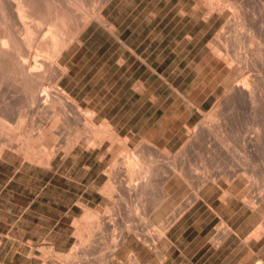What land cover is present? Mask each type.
<instances>
[{
    "label": "rangeland",
    "instance_id": "374dc122",
    "mask_svg": "<svg viewBox=\"0 0 264 264\" xmlns=\"http://www.w3.org/2000/svg\"><path fill=\"white\" fill-rule=\"evenodd\" d=\"M197 1L113 0L108 6L106 14L118 27L121 39L134 47L157 74L96 24L84 34L82 47L75 45L65 55L63 63H68L70 73L62 85L78 101L81 111L94 112L91 127L113 130L117 135L114 142L105 140L103 149L75 148L65 157L62 147L72 134L61 119L56 123L58 129L45 139H39L36 129L29 125L34 115L28 109L24 111L27 116L20 119L16 114L3 119L0 130L4 137L21 122L20 129L14 131L11 139H4L6 142L20 143L27 134L28 141L34 143L32 146L48 149L56 142L61 148L49 168L23 163L16 156L0 160V264H103L105 261L132 264L125 256L130 249L137 253L141 264L264 263V235L258 241L245 240L264 224V206L252 210L246 204L248 200L255 201L264 190L261 175L256 172L257 176L251 175L253 165L264 172V138L256 151L246 145L252 123L248 106L242 100L239 104L227 103L218 111V123L222 126L219 133L205 134L192 144L186 143L189 132L204 119V114L224 98L226 85L244 71L236 59L232 69L224 61L214 60L207 46L225 19L231 25L233 20L238 23L231 19L232 12L205 21L204 12L196 9ZM238 34L243 45L237 51L246 54L249 44L244 40L246 28H241ZM120 56L126 60L123 65H118ZM138 81L144 83L141 88L136 84ZM50 118V114L34 116L36 122H51L53 118ZM86 133L91 137L90 131L82 135L86 137ZM125 149L132 152L130 168L121 161L129 153L123 155ZM114 155L119 160L115 168L122 167L118 177L123 185L131 181V169L138 170L148 158L153 159L155 170L146 195L137 198L118 188L111 199L99 193L109 179L110 159ZM174 156L181 158L177 163L186 165L190 172L210 176L200 189L201 199L183 209L168 233L170 241L157 244L160 255L135 242L114 252L121 229L135 223L133 226L138 224L154 232L161 220L170 221L171 214L190 199L195 181L184 182L176 174L171 175L169 160ZM229 173L237 177L230 181ZM165 175L171 178L163 184ZM158 183L168 192L160 206L153 204L157 202L156 195L159 197ZM151 204L159 207L151 209ZM84 207L98 216L111 217L113 226L91 231L87 224L92 219L84 222ZM221 222L231 230L225 239L215 238L219 237L217 229ZM87 234L94 242L82 244Z\"/></svg>",
    "mask_w": 264,
    "mask_h": 264
},
{
    "label": "bare ground",
    "instance_id": "6f19581e",
    "mask_svg": "<svg viewBox=\"0 0 264 264\" xmlns=\"http://www.w3.org/2000/svg\"><path fill=\"white\" fill-rule=\"evenodd\" d=\"M112 1L113 0H0V129L2 128L3 119L10 117L12 114H16L20 119L27 116L28 113L26 114L25 110L28 109L29 114L35 117L39 118L46 114H50L51 118H53L52 120L51 118L49 119L51 122H36L34 116L30 118L31 121L29 125L36 129L35 135L38 136L39 139H45L58 129L56 128L59 127L56 125L58 119L62 120L60 122H63L64 125H62L67 128V131H71L70 134L72 135H67L69 137L65 141V146L62 147V152L65 157L72 154L75 148H79L82 151L92 149L100 150L105 147V140L107 141L108 139L114 142L113 139L116 138L117 135L113 130L103 131L91 127V121L95 115L94 112L90 109L81 111L82 109L78 101L72 96L71 92L62 85L63 80L70 73V67L68 63H63V59L65 55L74 48L73 46L83 45V36L92 24H96L98 27L104 29L115 42H121V44H123L135 58L137 57L146 68L151 69L157 74V70L153 68L146 59L139 55L134 47L132 48V46H129L128 43L121 39L118 27L110 21L109 16L106 14L108 6ZM196 7V9H200V11L202 10L204 12L203 18H205V21H209L214 15L220 18L224 16L226 12H232L231 19H236L238 23L236 24L235 20H233L234 24L231 25L230 20L225 19L222 25L219 26L215 36L213 38L211 37L212 40L210 39L207 46L210 52L215 56H213L214 60L216 58V60L224 61L227 67L232 69L234 67L233 62L236 59L241 63V68L243 67L244 71L237 80H234V82L230 81L226 85L224 98H218L219 100H217L212 107V111L204 114V119L189 132V140L186 141V143L192 144L194 141H197L199 136L202 137L205 134L208 136L212 133H219L220 127L222 128V126L218 123V111L222 110L221 108L226 106L227 103L232 102V104H239L242 100L243 103L248 106L247 109H249L248 111L250 113L248 117L249 119L251 117L252 120L251 131H248L249 134L246 140H244L246 145L251 146V148L256 151L260 148L259 145L264 138V0H198ZM230 15H228V17ZM212 19H214V17ZM238 25L239 27L237 28ZM241 28H246L247 38L243 39L247 40L249 43L247 53H241L242 55L237 51V48L239 49V46L243 45L242 36L240 37L238 34ZM242 48L243 47L240 49ZM125 62L126 60L124 57L120 56L118 65H123ZM136 84H138L140 88L144 85L142 81H138ZM83 116H85V118ZM46 117L47 116H45V118ZM20 123L18 121L14 130L9 134H4L5 137L2 136V131L0 130V160H5L8 156H16L23 163L28 162L45 168L51 167L55 156L61 148L58 143H52L48 149L44 147L38 148V145L32 146L34 143L32 144L28 141L27 134H25V137L20 143H14L12 140L6 142V140H4L6 138L11 139L14 131L20 129ZM86 131L92 133L91 137H88L87 133L85 134L86 137L82 135V133ZM218 143H220V141ZM112 145H110V148ZM127 151H129V153L122 156L121 161L123 165L130 168V155L132 152L130 153V150H126L123 155ZM115 155L110 159L108 171L109 179L99 189V193L108 199L115 195L118 188L120 191L126 192V194H134L137 198L146 195L152 184L150 181V177L153 173L152 171L155 170V166L152 164L153 159L148 158V162L142 164L138 170L134 171L131 169L129 179L131 181L129 184L123 185L124 183L121 181V178L118 177L119 169H122V167L118 170L115 168L116 163L119 161L118 157ZM167 156L169 157V155ZM178 156L180 157V155ZM176 157L169 160L172 165H169L172 169L169 168L170 171H172L170 173H172L171 175L176 174L177 177L184 180V182L188 181L191 183L195 181L196 188L190 199L184 203L183 207H180V205L179 209L173 208L178 209V211L171 214V218H168L170 221L161 220V222L159 220L161 223L159 222L155 229H157L158 226L159 228L154 232H148L145 226L142 227L138 224L133 226L135 223L132 226L128 225L129 227L121 229L113 248L114 252L122 250L128 243L135 242L143 249H154L156 253L160 255L161 252L157 249V244L160 241H170L168 233L173 224L182 216L181 213L183 209L186 206L188 207L190 202L194 203V201L200 198V189H202L204 183L208 181L207 179L210 178V176L208 178L207 174H204V170L207 168H203L205 166L201 167L204 169L202 172L204 171L203 174L206 177L201 174H199L201 175L199 176L196 171L190 172V169L188 170L185 164V166H183L177 163L181 158L179 159L177 157L176 159ZM250 164L251 163L247 165L251 166ZM254 166L255 165H253L252 169L250 167L252 171L251 175L259 173V175H261L260 177L264 179V172L257 170L256 166ZM192 169L194 170V168ZM221 171L220 169V172ZM170 173H168V175ZM191 173H194V175ZM231 174L230 179L237 177V175ZM166 175L167 181H161L163 184L168 182L171 178V176L168 177ZM222 175L227 176L224 173H222ZM230 181H232V179ZM158 182H160V180ZM114 183L117 185H113ZM157 192L159 194L158 198V195H156L157 202L153 201L154 198L152 201L153 204H159L160 206V203L167 199L168 192L164 188V185L159 186ZM263 192L264 190H262V193ZM261 194H257L258 197L255 201H246V204L252 210L257 208L262 209L264 206V197H262ZM153 204H151V206ZM155 206L157 205L152 206L151 209H153V207L155 208ZM84 212V222H87V219H92V222H88L90 224H87L88 228H91V231L94 229L95 232L108 230L113 226L111 217L98 216L96 212L91 211L89 207H84ZM229 228L227 224L221 222L217 229L219 237H214L225 239V237L231 234ZM263 235L264 224H261L256 227L253 233L244 239H255V241H258ZM90 237L89 234H87L86 239L80 237V239L82 238V244L93 243L94 241L92 237ZM214 237L212 239H215ZM125 256L132 264H141L137 253L132 249L126 252ZM103 264L110 263L105 261ZM257 264L264 263L258 262Z\"/></svg>",
    "mask_w": 264,
    "mask_h": 264
}]
</instances>
